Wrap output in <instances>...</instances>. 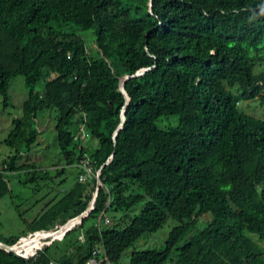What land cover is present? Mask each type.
<instances>
[{"label": "trees", "instance_id": "trees-1", "mask_svg": "<svg viewBox=\"0 0 264 264\" xmlns=\"http://www.w3.org/2000/svg\"><path fill=\"white\" fill-rule=\"evenodd\" d=\"M263 63L264 0H0L4 104L17 75L27 88L4 139L14 153L1 161L0 198L9 191L8 173L48 178L46 170L17 163L48 109L56 111L65 162L59 172L87 153L73 140L81 124L97 141L92 167L102 166L81 222L49 244L27 242L18 250L27 260L0 249V264H82L99 242L119 264L127 247L169 217L179 223L164 245L134 249L126 264H264V71H255ZM124 76L128 100L119 87ZM253 99L261 116L239 108ZM172 117L174 124H158ZM81 172L26 231L0 240L14 244L50 230L62 214L70 216L60 224L85 210L96 178L80 182ZM108 211L120 215L99 229Z\"/></svg>", "mask_w": 264, "mask_h": 264}, {"label": "rangeland", "instance_id": "rangeland-1", "mask_svg": "<svg viewBox=\"0 0 264 264\" xmlns=\"http://www.w3.org/2000/svg\"><path fill=\"white\" fill-rule=\"evenodd\" d=\"M83 36L89 46L93 45L90 33H83ZM255 71H264V63L261 66H257ZM42 84L43 82H39L37 88H40ZM26 96L27 88L21 75H17L11 81L6 104H4L3 96L0 94V166L2 165L1 161L5 157L14 153V149L6 145L4 139L14 127L13 119L21 116L22 102ZM239 108L251 115H262V109L258 106L257 99L242 100L239 102ZM55 117L56 111L54 109L45 110L37 116L36 127L40 132L36 141L28 150L22 149L17 161L19 165L23 163L33 164L36 169H40L41 171L46 170L48 178L29 180L32 172L29 174H26L24 171L8 173L9 191L0 198V236L9 237L22 234L26 231L27 224L32 219L42 213L50 203L59 198L63 191L69 189L72 185L74 176L77 174L79 168L76 165H69L65 167L63 172H59L60 168L65 165V162L56 143V133L54 130ZM174 121V117L170 121L163 118L158 121V124L164 127L174 124ZM82 144L87 150L86 154L89 155L97 146V141L94 138L88 137ZM37 173L39 174L40 172L38 171ZM140 206L141 204L137 205L134 212H137ZM113 214H115V217L120 215V213L108 211L105 213V216H108L111 220L109 215ZM69 216L70 213L60 215L50 225V230L55 228V224H60ZM207 217L209 218V215L198 219L196 222L198 228H201L209 220ZM178 223L176 219L169 217L160 228L139 237L134 245L127 247L123 251L119 264L128 263L130 254L134 249L148 250L162 247L170 230L178 225ZM26 241L27 239L23 240L22 243ZM49 243L50 240L46 242V244ZM58 243L56 242V244ZM64 247L65 245L59 251L60 256L62 255L63 258L66 257V254L63 252Z\"/></svg>", "mask_w": 264, "mask_h": 264}, {"label": "built area", "instance_id": "built-area-1", "mask_svg": "<svg viewBox=\"0 0 264 264\" xmlns=\"http://www.w3.org/2000/svg\"><path fill=\"white\" fill-rule=\"evenodd\" d=\"M89 137V132L85 129L84 124H81L79 127V130L74 134L73 136V140L77 143V145L79 147L83 146V142ZM76 166L78 168H80L82 170L81 174H79L78 176V180L80 182H86L88 179H91L93 177L96 178V180L98 179V171L99 170H94L91 164V159L89 158V156L87 154L84 155V157L76 164ZM4 172V169L2 166H0V173ZM110 221V219L108 218V216H105V213H102V219H98V221L95 223L96 226L100 229V226L104 225V224H108ZM62 224H55V228L52 230H36L33 232L28 233L27 236H41L42 234H44V232H54V231H58L60 230ZM75 225V224H74ZM73 225H71L70 227H68L66 230H64L63 234L60 237H50L47 238L48 240L53 241L55 239H61L64 235V233L69 230ZM44 240V238H41ZM47 242V241H45ZM90 248V255L89 257L82 263V264H113L109 258L106 255L104 246L102 245L101 242L92 245L89 247ZM38 249H36L33 254L37 251ZM31 254V255H33Z\"/></svg>", "mask_w": 264, "mask_h": 264}, {"label": "water", "instance_id": "water-1", "mask_svg": "<svg viewBox=\"0 0 264 264\" xmlns=\"http://www.w3.org/2000/svg\"><path fill=\"white\" fill-rule=\"evenodd\" d=\"M149 6H151V1L149 2ZM146 69H147V68H143V69H141V70H138V71H137L135 74H133L132 76H138V75L142 74ZM127 78H128V76L121 77V78H120V82H119L120 90H121V92L125 95L126 100H128V96H127V94H126V92H125V89H124V81H125ZM122 116H123V114L121 115V118H122ZM122 123H123V122H122V120H121L120 124L118 125V127H117V128L115 129V131H114V136H115V134L117 133V131L122 127ZM114 136H113V137H114ZM111 158H112V155L110 156V158H109L105 163L109 162V161L111 160ZM101 167H102V166H101ZM101 167H100V169H101ZM100 169H99L98 173H100ZM99 186H100V179H99V174H98V179L96 180V184H95L94 192H93V194H92V198H91V200H90L88 206L86 207V209L83 210L81 213L77 214L76 216H74V217L68 219L65 223H63V224L61 225V227H60L61 229H62L63 227H65L67 224H69L70 221H72V224H69L68 227H70L71 225H74V224H76V223L81 222L82 219H83L84 217L87 216V214L91 211V209H92V207H93L94 201H95L96 196H97V193H98ZM66 229H67V228H66ZM66 229H65V230H66ZM17 242H18V241H17ZM17 242H16V243H17ZM16 243H14V244H7V243H5V242H3V241L0 240V249H3V250L8 251V252H12V253H14L15 255H17V256H19V257H22V258H24L25 260H27V259H28V256H27V255H24V254L21 253L20 251H17V250H16Z\"/></svg>", "mask_w": 264, "mask_h": 264}, {"label": "bare ground", "instance_id": "bare-ground-1", "mask_svg": "<svg viewBox=\"0 0 264 264\" xmlns=\"http://www.w3.org/2000/svg\"><path fill=\"white\" fill-rule=\"evenodd\" d=\"M69 224H72V221L69 222ZM69 224H67L65 227H63L62 229L58 230V231H48V232H44V234H42L41 236H28V237H22L17 243H16V250L18 251L20 247L24 246L27 242L34 240L36 238V241L34 243V245L36 243H38L40 240H42L41 238H49L52 237L53 235H57V234H62L64 232V230L66 228H68ZM27 239V241L25 243H22L23 240ZM19 244V245H18ZM23 250H21L20 252H22ZM25 255V254H24Z\"/></svg>", "mask_w": 264, "mask_h": 264}]
</instances>
